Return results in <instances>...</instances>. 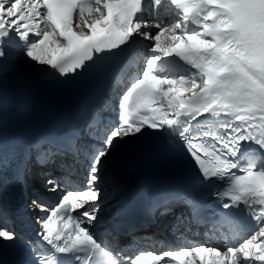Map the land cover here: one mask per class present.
Instances as JSON below:
<instances>
[{
    "label": "snow or ice",
    "instance_id": "obj_1",
    "mask_svg": "<svg viewBox=\"0 0 264 264\" xmlns=\"http://www.w3.org/2000/svg\"><path fill=\"white\" fill-rule=\"evenodd\" d=\"M137 44L142 67L123 87L116 120L96 138L79 186L48 178L44 187L59 192V202L49 207L40 195L30 201L45 213L36 220L39 240L29 242L30 264H264V0H0V65L15 52L68 80L118 62ZM81 115H95L92 98ZM71 131L61 125L33 143L55 149L37 162L71 144ZM138 142L182 153L197 175L187 186H149L145 201L164 205L162 215L170 203L185 204L192 217L211 209L219 246L124 255L102 242L94 229L105 162L118 145L134 150ZM16 144L0 137L4 163L16 157ZM113 176L114 190H124V178ZM17 239L0 206V253Z\"/></svg>",
    "mask_w": 264,
    "mask_h": 264
},
{
    "label": "bare ground",
    "instance_id": "obj_2",
    "mask_svg": "<svg viewBox=\"0 0 264 264\" xmlns=\"http://www.w3.org/2000/svg\"><path fill=\"white\" fill-rule=\"evenodd\" d=\"M144 58L143 50L140 51L139 55V63L138 67H142V59ZM29 63V62H28ZM138 70V68H137ZM56 76L54 74L48 73L44 70H42V67L34 66L32 63H29V68L26 69V72L23 74H19L17 76H10L9 72L6 68H4L2 65H0V87L9 95L13 97H18L22 101L27 102L31 100L34 96L42 95L43 93L48 92L52 85L54 84V81L56 80ZM103 126H105L103 124ZM91 142L94 141L98 144V140L91 137ZM85 142H88L86 140ZM93 142V143H94ZM119 146V145H118ZM115 149V153H116ZM28 156L25 158L26 161V167L29 169V171H32V169L36 168L35 166V153L34 149L31 148L28 151ZM64 157V156H63ZM66 159V158H65ZM63 161L64 158H62ZM62 160H56L55 158L52 159V161L61 162ZM55 164H47L46 168L54 166ZM43 195V194H42ZM108 202H105L103 200V207L101 210V213H104L105 211H108ZM9 221V219H8ZM184 223L182 221L174 222L173 228L177 231L183 228ZM117 231V230H116ZM172 236H175L178 234V232L171 233ZM156 233L154 231H149L147 233H132L131 235H126L125 232H114L111 236H109V240L112 243H116L120 248H128L133 245V242H131L132 239L137 238V241L139 240L141 242V251H153V252H162L164 250H167L168 248H159L160 241H158L156 249H150L146 243H151L153 241H157L155 238ZM136 241V242H137ZM196 241L198 244L200 243H211L220 245L221 242L218 240H205L202 238H197ZM165 244V243H164ZM134 246V245H133ZM129 249V248H128ZM138 249V248H137ZM130 250V249H129ZM147 264V262H145Z\"/></svg>",
    "mask_w": 264,
    "mask_h": 264
},
{
    "label": "rangeland",
    "instance_id": "obj_3",
    "mask_svg": "<svg viewBox=\"0 0 264 264\" xmlns=\"http://www.w3.org/2000/svg\"><path fill=\"white\" fill-rule=\"evenodd\" d=\"M2 66L7 69L10 76L14 77L26 72V69L29 68V63L21 54L13 52L10 58ZM156 244L157 243H155L154 246H156Z\"/></svg>",
    "mask_w": 264,
    "mask_h": 264
}]
</instances>
